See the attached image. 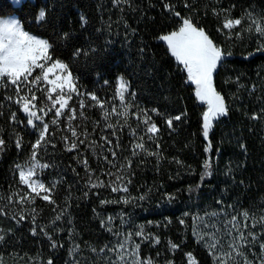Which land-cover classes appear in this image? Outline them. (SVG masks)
I'll list each match as a JSON object with an SVG mask.
<instances>
[{
  "label": "trees",
  "instance_id": "obj_1",
  "mask_svg": "<svg viewBox=\"0 0 264 264\" xmlns=\"http://www.w3.org/2000/svg\"><path fill=\"white\" fill-rule=\"evenodd\" d=\"M165 3L173 5L174 11L164 8ZM186 3L190 7H186ZM45 7L48 9L46 20L37 21L36 13ZM214 9L216 12L230 9L233 18L255 12L264 14V0H120L119 3L113 0H22L19 4L0 0V16H15L26 31L48 39L54 49H50V53L54 59L69 65L78 90L94 93L106 101L109 111L113 100L117 111L122 110L115 97L117 78L128 81L126 102L132 107L127 109V117L111 115L108 119L107 124L115 127L108 128L107 141H111L112 150L106 153V167L120 163L128 189L124 198L131 201L144 197L150 201V209L141 217L146 224L151 222L155 236L160 238L159 244L149 246L153 250L151 255L165 253L174 264H188L185 254L191 252L197 264H214L209 250L189 225L199 209L215 213L223 208L240 220L249 237L251 243L245 249L247 259L252 264H264L260 248L264 244V223L260 222L264 216V112L261 111L264 109V71L256 72L258 66H264V45L255 44L257 36L248 32H243L237 42L225 39L228 32ZM175 12L203 28L225 53L213 73V84L225 98L228 113L214 121L207 140L202 135L205 106L196 99L193 85L185 81L184 74L180 76L179 83L184 90L181 112L166 98L155 101L151 95L150 69L133 48L134 40L140 38L145 53L159 52L170 60L166 44L159 37L179 28L182 21ZM81 16L86 18V23H81ZM244 23L242 21L231 33L241 31ZM64 33H69L70 38L61 39ZM78 49L80 52L74 55ZM238 73L252 80L258 77L255 89L249 90L251 80L245 83L244 93L232 87L234 82L225 84L226 79ZM260 87L261 94L258 93ZM8 96H15V86L0 82V139L5 142L0 150V236L4 237L0 240V264H48L49 260L63 264L61 238L57 232L63 216L59 220L55 217L64 211L70 193L79 186H83L82 192L88 193L86 200L97 207L98 196L90 191L87 177L90 171L110 172L116 168H100L84 143L68 151L63 138L70 132L65 130V121L50 124V142L42 145L38 157L48 162L47 170L56 178L51 193L56 203L49 204L40 198L33 203H19L26 186L20 184L15 165L29 160L37 133L27 125V117L19 110V105L5 99ZM87 100L88 104H94L90 98ZM141 109L148 112L160 129L154 140L147 139L146 129L133 124L137 119L133 113ZM152 109L163 115H157ZM13 112L17 114L16 121L10 119ZM85 112L89 120L101 119L99 107L93 106ZM181 113L185 115L169 128L165 118ZM253 114L258 118L252 119ZM133 129L136 136L132 135ZM17 136L21 138L20 148L16 146ZM139 136H144L147 151L158 155L136 150L138 154L133 156L132 144ZM209 143L211 147L205 152ZM241 144L245 146L243 149ZM83 160L88 161V169L81 163ZM205 160L210 165L207 169ZM205 172L210 174L201 179ZM48 178L45 176L51 187L53 184H49ZM22 204L28 206L22 208ZM243 211L249 213L247 220L241 215ZM180 219L185 223L181 224ZM249 232L255 237L248 236ZM170 240L179 248L170 250ZM53 242L56 247H52ZM157 249L161 250L154 251Z\"/></svg>",
  "mask_w": 264,
  "mask_h": 264
},
{
  "label": "snow or ice",
  "instance_id": "obj_2",
  "mask_svg": "<svg viewBox=\"0 0 264 264\" xmlns=\"http://www.w3.org/2000/svg\"><path fill=\"white\" fill-rule=\"evenodd\" d=\"M19 2L20 0H17L18 4ZM113 2L119 3L120 0H113ZM32 6L34 7L35 5L33 4ZM185 6L190 7L187 3ZM164 8L170 12L174 11V6L168 3L164 4ZM213 11L214 14L218 16H228L230 13V9H223L220 12H216L214 9ZM174 14L180 17L179 12H175ZM47 15L48 9L46 7L41 8L36 13L35 19L43 22L46 20ZM180 18L182 22L178 30L171 31L166 35H161L159 39L167 43L170 54L176 61L183 65V69L187 73V79L195 85L196 99L207 105V109L202 113V135L207 140L214 121L228 113V106L225 102V98L216 90L213 84V73L217 69L218 64L222 61L225 53L214 44L203 28L196 27L190 18ZM244 19L245 17L236 19L226 18L223 22V29H234L236 26L241 25ZM247 19L251 20V24L247 30L252 31L254 27L256 33L264 37V24L254 19L252 13L247 14ZM80 21L82 24L87 22L84 16L80 17ZM237 35H239V33H237ZM60 38H70V34L64 33ZM50 49L54 51L53 44L50 43L48 39L39 38L30 34L22 27V24L18 20L0 18V82H4L9 86H15V96H8L5 99L12 100L15 104L19 105V110L27 116V125L31 126L37 133V138L31 145L29 160L26 161L24 165H15L19 173L20 184L26 186L23 195L19 196V203H24L25 201L33 203L36 198H40L49 204L56 203L51 195L55 188V184L49 187L38 178V171L48 167L47 164H42L40 162L38 156L42 145L50 142V124L56 125L60 123V118L65 115V109L71 112V114L67 116L69 131H71L73 137H77L78 135L76 130L71 127V121L76 118V110L71 108L69 101L72 100L73 93H77L78 95L84 94L78 92V86L69 69V65L60 59H53ZM79 52L80 50L78 49L74 55ZM37 69L39 70V74L34 75ZM105 83L107 84L108 81H105ZM37 92H40L41 95H37ZM128 92V82L123 77H118L115 87V97L119 99L121 111H117L115 100H113V106L109 111L106 101L101 100L94 93H87V95L90 97L91 101L94 102V107L102 109L103 118L108 120L111 115L127 117V109L132 107L130 103L126 102V94H128ZM132 95L135 94L132 93ZM84 107L85 103L81 100L80 108ZM53 110L54 115L52 119L46 122L44 117L53 112ZM151 111L157 113V115H163L159 113L157 109H152ZM261 111L264 112V109ZM80 115L83 116L84 113L80 112ZM133 115H136L140 124L145 127L147 139L154 140L160 129L152 120V117L148 115V112L141 109L139 112L133 113ZM183 115L185 114L181 113L180 115L166 117L165 123L169 128H172L174 121H180ZM257 118V115L253 114L252 119ZM10 119L16 121L17 114L13 112ZM37 121L39 123H36ZM97 123H99V121H97ZM140 124H138L137 127H139ZM106 126L108 128L115 127L111 123ZM132 135L136 136L135 129L132 130ZM63 139L67 144L68 151L78 148L79 145L76 141L69 143L68 137L66 136ZM144 139V136H139L138 141L132 144V155L135 156L138 154L136 150L144 151L148 155H158V153L147 151ZM4 143V140L0 139V150H2ZM83 143V140L79 141V144ZM109 143H111V141H109ZM16 146L17 148L21 147V138L19 136H17L16 139ZM157 147H159V145H157ZM210 147V143L206 145L204 149L205 152H208ZM240 147L243 149L245 146L241 144ZM112 155L116 156V153L112 152ZM105 159H107V157H105ZM81 163L88 169L87 160H83ZM109 163H111V161H109ZM177 163H180V161H177ZM130 164L131 161L129 160V165ZM204 166L206 169L210 166L207 160H205ZM106 174L113 175L111 172ZM209 174L210 173L205 172L201 179ZM89 180L91 181V177H89ZM91 187H111L112 192H127L128 190L127 186L123 184V177L120 175H117L116 179L108 184H105L104 181H97V183L91 184ZM196 187H199V185ZM189 190L192 189L190 188ZM13 195H16V193ZM84 195L87 196L88 193L86 192ZM168 198L169 200L172 199L171 196ZM8 199L11 200L12 197L9 196ZM139 199H144V197H140ZM121 200L125 204L131 202L124 197H121ZM114 202L117 201H100L102 205ZM93 211L95 212V209ZM62 215L63 212L57 215L55 219H61ZM185 215L188 214L185 213ZM241 215L245 220L249 218V213L247 211H243ZM21 219H24V217L21 216ZM33 219L35 218L33 217ZM194 219H198V217H194ZM107 220L110 223L112 217H108ZM236 221L237 217L233 216L231 221L227 222L231 224V229H228L227 235L231 236L232 229H236L238 232V235L233 238L232 243L228 245L229 251H219L218 245H220V240L217 238L215 232L209 234L207 241H205L204 235L199 236V241L205 243V247L209 250L210 255H212L214 264H229L230 260L235 259L233 253H235L236 257H244V264H252V262L244 256L243 252V245L251 242L247 240V236H245L244 231L240 229ZM260 222L264 223V216H261ZM180 223L184 224L185 221L180 219ZM101 224H104L103 219L101 220ZM244 227L246 228L247 225H244ZM41 231H43V229H41ZM32 232L35 234L36 229H32ZM45 235H47V233H45ZM133 235L141 237L142 240H147L150 243H160V238L158 236L145 233L144 227L140 226L139 230L134 233H128L124 241L119 242L115 248L110 249V251L117 253L116 261H113L112 264H117V261L121 262V264H153L150 258L142 259L139 256L140 244L135 242H133V247L130 252L133 259H126L124 249L127 241L131 240ZM248 236L254 238L255 234L249 232ZM3 239L4 237L0 236V240ZM168 244L170 250L179 248V245L171 240ZM52 247H56L55 242H53ZM260 248L261 252L264 253V244H261ZM101 251H103V249H101ZM185 255L187 256L188 264H197L191 252ZM48 264H53V262L49 260ZM168 264H172V262L169 261Z\"/></svg>",
  "mask_w": 264,
  "mask_h": 264
},
{
  "label": "rangeland",
  "instance_id": "obj_3",
  "mask_svg": "<svg viewBox=\"0 0 264 264\" xmlns=\"http://www.w3.org/2000/svg\"><path fill=\"white\" fill-rule=\"evenodd\" d=\"M11 1L13 3H17V0ZM221 10H218L217 12H220ZM252 15L254 19L264 24V14H262L261 12H255V14L252 13ZM218 17L221 18L223 22L226 18L236 19L231 17V13H229L228 16L219 15ZM244 17L245 19L243 20V22L245 23L243 24L244 26L241 31L239 30L236 33H231L233 29H226L228 33L226 34L225 39L237 42V40L239 41L241 39L243 32H248L253 33L257 36L255 44H258L259 46L264 45V37H261L258 33H256L254 27L252 28V31L247 30L249 25L251 24V20L247 19V14H244ZM0 18L18 20L15 16H0ZM237 33H239V35H237ZM252 37L253 36H251L250 39ZM164 43L166 44L167 48V43L165 41ZM226 47L230 48L229 46ZM133 48L136 54L145 62V64L150 69L152 75V98L157 102L161 101L163 98H166L174 107H176L178 111L181 112L184 100L182 98V92H184V90L181 86L182 83H179V81L182 74H184L185 76V81L193 85L195 93V85L187 79V73L186 71H184L183 65L176 61V59L168 51V48L167 51L169 56L171 57L170 60L166 59V57L159 52L145 53L142 47V39L140 38H136L134 40ZM219 48L222 50V47ZM170 67L172 68L171 70ZM263 71V65L258 66L256 69V72H260V74ZM38 74L39 70L37 69L34 72V75ZM242 76H244V73H242L241 75H239L238 73L237 76H234L233 78L231 77L232 79H229L230 81L226 79L225 84L234 82L235 84H233V86H229H232L237 90L241 89L242 93H244L246 91L245 83H247L248 80H251V83L249 82L248 84L249 90L255 89V86H257L256 82L258 77L252 80L244 76L245 79L242 80ZM261 88L262 87H260L258 91L259 94H261ZM78 92L83 93L84 95L73 93L72 100L69 101L71 108L76 110V118L71 121V127L76 130L78 135L77 137H73L71 131H69L70 135H67L66 132L68 142L70 143L72 141H76L79 144V141L83 140L85 147L90 150V153L93 155V158H95V162L99 164L98 166H100V168L116 169L115 171H110L111 173H113V175H107L106 173L109 172L108 170V172H104L105 170L101 169V172L95 171V173H91L92 171H90L87 177V184L93 195L98 196L97 207H92V205L86 200V196L84 195L86 192L84 193L80 190V188H83V186L76 187L75 191L70 193V201L63 211V219L61 224L59 225L60 229L59 231H57L61 238L59 247L61 252L60 255H62L61 257L63 264H112L113 261H116L117 253L114 251H110V249L115 248L119 242L124 241L125 236L128 233H134L139 230L140 226H143L145 233L155 236V232L151 228V223L146 224L143 217H141L150 209L151 203L150 201L144 199H132L130 203L125 204L122 202L121 197L127 195L126 192H112L111 187H91V184L97 183V181H104L105 184H108L114 181L117 175L123 177V184H125V177L123 175V172L121 171L120 163H118L117 166L115 165V163H113V165L109 164L108 167H106L108 162L105 159L106 153L109 150H112L110 148V143H108L107 139H105L108 135V127L106 126L108 120H105L102 115L99 123H97V121L95 122L89 120V117H87L86 115L85 109L88 110L93 107V104H88L87 100L90 98L87 93L90 92L80 90H78ZM37 95H41V93L37 92ZM81 100H83L85 103L84 108H80ZM198 102L205 106V110L207 109L206 104L199 100ZM118 108L121 109L119 99ZM80 112H83L84 115L81 116ZM70 114L71 112L68 109H65V115L60 118V121H65L66 131L69 130V122L67 116ZM53 115L54 110L53 112L49 113V115L44 117L45 121L49 122L48 120H51ZM135 118H137V116ZM36 123L39 122L37 121ZM133 124H135L136 126L140 124L138 118L133 122ZM142 127V130H145V127L140 124L139 128ZM38 159L42 164L48 165L47 161H44L39 157ZM118 166L119 168H117ZM47 169L48 167L39 170L38 178L42 180L47 186H49L48 183H46L45 179V176L48 175L49 184H56V178L54 179L53 177H51L54 175L52 172H48ZM118 170L120 171L118 172ZM89 177H91V181L89 180ZM101 200H112L117 202L102 205L100 203ZM166 201L168 200H165V202ZM21 206L22 208H26L25 206L28 205L22 204ZM94 209L95 212L93 211ZM221 209L222 210L220 212L215 213L209 212L207 209H199L197 213L192 217L189 226L198 240L200 235H204L205 241H207L209 238V234L215 232L217 238L220 240V245H218L219 251L226 252L229 251L228 245L232 243L233 238L238 235V232L236 229H232L231 236L226 234L228 229H231V224L227 222L231 221V218L233 216L230 214V212L227 213L226 210H224L223 208ZM108 217H112L110 223L107 220ZM194 217H198V219H194ZM102 219L104 220L103 225L101 224ZM16 223L20 224V222H17V219ZM236 223L239 225L240 229H244L242 228L243 225L241 224L239 219H237ZM247 240H249V237H247ZM133 242L140 244L139 256L142 259L150 258L153 261V264H168L169 261L174 264L173 260L168 259L165 253L159 252L155 255H151L153 254V250H150L149 246L154 243H150L147 240H142L141 237H137L135 235H133L132 239L127 241L126 243L124 249L126 259H133V257L130 255L131 249L133 247ZM202 243L205 245L204 242ZM249 246L250 245L248 243H245L243 245L244 256L245 249H247ZM101 249H103V251H101ZM158 250L161 249H157L154 251L158 252ZM233 256L235 257V259L230 260L229 264H244V257H236L235 253H233ZM117 264H121V262L117 261Z\"/></svg>",
  "mask_w": 264,
  "mask_h": 264
}]
</instances>
